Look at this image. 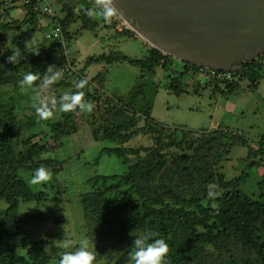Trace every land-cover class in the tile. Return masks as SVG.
<instances>
[{
  "label": "rangeland",
  "instance_id": "1",
  "mask_svg": "<svg viewBox=\"0 0 264 264\" xmlns=\"http://www.w3.org/2000/svg\"><path fill=\"white\" fill-rule=\"evenodd\" d=\"M86 1L62 0V3L70 7L76 5L80 9L86 5ZM51 3L63 17L58 0ZM1 4L3 20L13 17L18 23L21 22L25 14L22 8H11L8 17L7 13L4 15ZM77 21L70 27L69 67L66 61L63 71L66 74L60 79L63 85L58 86L56 82L45 87L41 80L33 88L39 90L42 98L50 100L55 96L59 101L62 93L71 92L76 84L77 75L69 72L72 66L78 72L83 71L88 78L103 72L102 83L100 80L96 82L100 87L91 86L94 94L88 101L94 105L91 113L72 111L66 120V127L54 130V124L63 123L68 112L57 110L51 119L42 120L31 106V97L36 93L26 87L22 89L19 84L21 80L0 86V102L12 108L20 125L16 134L21 137L33 134L34 140L45 142L47 146L43 158L51 157L57 163V171L49 182L31 185L34 189L44 190L46 198L41 202L21 203L19 207V216L26 221L25 226L31 237L47 242L45 250L50 256L49 264H59L61 252L77 250L85 239L90 250L96 253L94 264H119L121 257L127 253L128 241L119 240L115 232L110 233L104 226L99 228L87 223L83 218L79 195L90 189L87 181L91 177L124 173L131 164L146 158L144 148L155 146L158 136L162 139L176 138L179 144L170 148L172 157H169L163 173L154 176L156 185L169 183L166 177L171 176L172 184L177 190L181 187L185 194V190L195 186V173H181L179 182L175 183L178 175L172 172V159L181 156L191 167L196 146L203 139L216 136L218 130L230 128L232 132L228 131L222 138L210 142L209 150L204 148L199 151L202 159L215 173L221 174L223 180L237 179L240 191L255 197L264 192V159H261L264 156V78L253 88L247 76L243 75V78L231 82L235 87L231 92L228 89L229 81L217 82L198 75L188 78L186 92L176 95L168 87L171 72L176 66L179 67L175 59H172L170 69L155 66L153 70H143L127 61L85 64L89 56L115 51L130 58H142L151 45L137 34L130 38L118 37L120 31L110 28L112 21L104 24L105 21L99 19L100 28L95 30H81L82 23ZM25 28L18 25L14 30H4L6 36L0 31V53L11 55V49L18 50L20 46L17 41ZM105 31L109 38H102ZM35 36L38 37L35 39L36 46H51V41L41 40L44 38L43 30ZM29 48L36 47L31 44ZM20 73L24 76L28 72ZM108 95L115 101H110ZM146 104L151 107L150 121L140 116ZM121 111L128 116L126 120L131 115L140 119L114 135L113 140L103 138L104 129L120 124L123 119L119 113ZM133 111L138 113L133 115ZM155 126L158 131L154 130ZM93 129L98 132V140L93 137ZM186 130H191V135H184L183 131ZM104 147L138 149L139 153L128 151L124 156L117 157L101 153ZM25 177L27 181L31 179L29 174ZM214 187L215 184H209L210 189ZM220 191L217 190L218 193ZM196 250L199 258L194 263L214 264L226 256L215 246H197ZM125 264H133L132 257Z\"/></svg>",
  "mask_w": 264,
  "mask_h": 264
},
{
  "label": "trees",
  "instance_id": "2",
  "mask_svg": "<svg viewBox=\"0 0 264 264\" xmlns=\"http://www.w3.org/2000/svg\"><path fill=\"white\" fill-rule=\"evenodd\" d=\"M58 2L60 13L62 11L64 15L62 17L55 10L56 19L61 25L67 47L71 38L70 27L77 23V20L82 23L81 30H92L99 24L98 20L86 14L91 10L89 7L77 9L64 5L62 0ZM0 3L4 7V15L14 7H20L25 12L20 23L13 17L3 20V14L0 13L2 34L6 36L7 32L4 30H14L18 25L26 26L21 39L17 41L20 46L18 50L24 59L19 64H12L7 60L9 53H0V86L22 80L24 76L20 71L37 74L39 79L33 85L36 86L41 80L44 81L48 65H53L54 70L66 74L63 72L66 62L63 46L56 38H45L52 18L40 12L39 2L32 1L21 5L17 0H1ZM111 21V29L117 28L122 22L118 16ZM123 26L118 37L136 36L127 25ZM41 30L44 34L41 40L51 41V46H36L35 39L38 37L35 34ZM31 44L36 48L30 49ZM38 51L39 54H36ZM263 57L264 52L251 62L241 63L229 81V91L233 92L235 89L231 82L239 77L243 78V75L247 76L250 85L256 88L264 77V62H261ZM172 59L178 61L179 67L176 66L177 69L174 68L171 72L168 87L171 92L179 95L186 92L187 79L198 76L197 66L178 60L152 46L147 48L142 58H130L115 51L89 56L85 64L127 61L143 70H153L155 66L170 69ZM71 69L68 71L77 75L76 84L81 79L88 80L82 91L85 93L84 99L89 101L94 97L91 86L99 85L96 84L98 80L102 83L103 72L96 74L97 77L88 78L83 71L78 72L73 66ZM56 85H63V81L59 80ZM76 90L74 86L71 92ZM108 97L110 101H115L113 97ZM150 110V105L146 104L140 116L150 121ZM133 112V115L138 113ZM119 113L123 117L120 124L115 128L104 129L103 138L113 140L114 135L140 119L139 116L132 118L134 116L131 115L129 120H126L128 116L125 112ZM70 114L71 112L66 114L63 123L54 124L53 129L66 127ZM19 130L20 125L12 108L0 102V264H49L50 256L45 250L47 242L31 237L25 226L26 221L19 216V207L21 203L41 202L46 198V192L32 188L25 176H32L41 165L50 168L54 173L57 171V163L51 157L43 158L47 146L45 142L34 140L33 134L21 137L16 134ZM154 130L158 131L156 126ZM228 131L232 132V129H220L216 136L203 139L195 148L191 167L186 165L181 156L172 159V172L178 175L175 183L179 182L181 173H195V186L185 190V194L181 187L178 186L180 190H177L172 184L171 176L166 177L169 180L166 184L156 185L154 181V176L163 173L169 157H172L170 148L179 144L176 138L162 139L158 136L155 146L144 148L147 157L131 164L124 173L97 174L88 179L90 189L79 195L83 218L96 227L104 226L110 233L115 232L119 240L128 241L127 253L121 257L119 264L131 260V245L135 236L148 232L155 233L154 238H164L169 244L168 264H200L194 263L199 258L197 246H215L225 252L226 256L214 264H264V192L255 197L240 191L237 179L223 180L222 175L215 173L199 153L201 149H207L210 142L222 138ZM92 132L93 137L98 140L97 130L93 129ZM191 132L186 130L183 134L191 135ZM128 151L132 154L139 153L138 149L126 150L118 147H104L101 153L122 157ZM261 159H264V156ZM211 183L221 190L218 193V189L214 187L213 190L217 192L215 199L208 197Z\"/></svg>",
  "mask_w": 264,
  "mask_h": 264
},
{
  "label": "water",
  "instance_id": "3",
  "mask_svg": "<svg viewBox=\"0 0 264 264\" xmlns=\"http://www.w3.org/2000/svg\"><path fill=\"white\" fill-rule=\"evenodd\" d=\"M152 47L195 66L231 70L264 52V0H114Z\"/></svg>",
  "mask_w": 264,
  "mask_h": 264
},
{
  "label": "clouds",
  "instance_id": "4",
  "mask_svg": "<svg viewBox=\"0 0 264 264\" xmlns=\"http://www.w3.org/2000/svg\"><path fill=\"white\" fill-rule=\"evenodd\" d=\"M95 7L86 14L92 19H103L110 23L112 18L118 13V8L114 0H94ZM12 54L7 57L9 63L19 64L24 57L17 49H11ZM39 54L38 52H35ZM44 78V86H50L58 82L63 77L60 70H54L53 65H48ZM39 79L38 75L32 72L26 73L19 82L21 88L32 89L36 94L31 97V106L35 109L36 114L42 120L51 119L57 110L61 112H72L79 109L80 112L91 113L94 105L84 99L85 93L82 89L87 85V79H81L75 85L76 91L64 92L59 97L55 96L50 100L42 98L39 90L34 89V83ZM53 177L50 168L44 165L38 167L28 181L30 185H41L49 182ZM217 192L210 189L208 191L209 199H215ZM215 207V205H213ZM155 233L148 232L135 236L131 248L133 249V264H168L167 256L170 251L169 244L164 238H154ZM96 253L90 250L88 241L82 240L77 250L73 252H61L59 254V264H94Z\"/></svg>",
  "mask_w": 264,
  "mask_h": 264
},
{
  "label": "built area",
  "instance_id": "5",
  "mask_svg": "<svg viewBox=\"0 0 264 264\" xmlns=\"http://www.w3.org/2000/svg\"><path fill=\"white\" fill-rule=\"evenodd\" d=\"M19 4H28L32 1H38L39 2V8L40 12L43 14H47L49 17L52 18V23L50 27L47 29L45 33V38H56L61 42V45L64 49L65 58L67 61V68L69 67L68 61L70 58V52L69 48L66 45L65 39L63 37L62 28L59 24L58 20L56 19V12L55 9L51 3V0H17ZM125 23L122 21L117 25V29L121 30L122 27H124ZM126 25V24H125ZM238 67H235L231 70H221V69H215V68H208V67H202L197 66L196 74L202 77H206L208 79L217 81V82H227L232 80V78L235 75V71Z\"/></svg>",
  "mask_w": 264,
  "mask_h": 264
},
{
  "label": "crops",
  "instance_id": "6",
  "mask_svg": "<svg viewBox=\"0 0 264 264\" xmlns=\"http://www.w3.org/2000/svg\"><path fill=\"white\" fill-rule=\"evenodd\" d=\"M89 4H90V5H89ZM86 5H87V6H86ZM86 5H85L84 7H89L90 9H93V8L95 7V5H94V0H87V1H86ZM74 7L77 8L76 5H75ZM14 8H15V7H14ZM10 9H11V8H10ZM10 9H9V10H10ZM9 10H8V12H7V16H8V17H10V16H9ZM96 20L99 21V19H96ZM104 24H106V22H104ZM96 28H100V27H99V24H98L94 29H92V30H95ZM101 31H102V29H101ZM103 37H105V38H109V37H108V34H107L106 31L103 33L102 38H103ZM261 62H262V63L264 62V57H263V59H262ZM263 78H264V77H263ZM263 78H262V79H263ZM257 86H258V85H257Z\"/></svg>",
  "mask_w": 264,
  "mask_h": 264
}]
</instances>
